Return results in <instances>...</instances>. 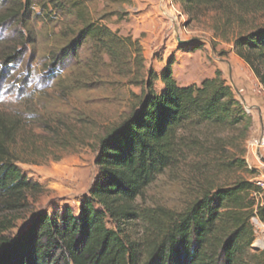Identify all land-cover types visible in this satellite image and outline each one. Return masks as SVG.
I'll use <instances>...</instances> for the list:
<instances>
[{
  "label": "trees",
  "instance_id": "obj_1",
  "mask_svg": "<svg viewBox=\"0 0 264 264\" xmlns=\"http://www.w3.org/2000/svg\"><path fill=\"white\" fill-rule=\"evenodd\" d=\"M172 1L186 14L214 9L216 32L233 33L236 54L264 88V25L257 19H264V0ZM28 3L0 0V23L18 17ZM51 3L56 13L75 22L71 43L90 44V71L115 67L141 82V91L134 95L131 113L99 139L98 173L78 212L65 205L60 213H35L14 237L6 233L13 223L6 214L27 208L29 195L40 192L41 185L17 165L9 145L14 123L0 116V264H264V250L251 248V218L264 224V197L258 198L264 193L250 179L204 186L179 211L137 203L158 175L194 149L185 132L205 124L230 129L251 124L221 72L198 85L180 86L168 65L158 77L150 73L137 81L143 59L136 40L90 19L79 0ZM157 79L164 85L159 93L153 88ZM218 164L229 173H251L242 158Z\"/></svg>",
  "mask_w": 264,
  "mask_h": 264
},
{
  "label": "rangeland",
  "instance_id": "obj_2",
  "mask_svg": "<svg viewBox=\"0 0 264 264\" xmlns=\"http://www.w3.org/2000/svg\"><path fill=\"white\" fill-rule=\"evenodd\" d=\"M27 1L18 17L0 23V116L14 123L9 145L17 165L41 190L29 195L27 208L6 214L13 219L6 231L12 237L35 213H60L65 205L78 212L98 173L99 139L131 113L141 91V82L115 67L90 71V44L71 43L75 22L51 3L67 6L70 0ZM79 1L90 19L138 42L143 70L137 81L150 73L158 77L170 65L178 85H198L219 70L251 119L248 128L205 124L185 132L194 149L158 175L137 203L179 211L204 186L238 178L250 179L264 193V88L236 54L233 33L216 32L214 9L186 14L172 0ZM153 88L159 93L164 85L157 79ZM232 158H242L251 173L217 167ZM251 223V248L264 250V224L257 216Z\"/></svg>",
  "mask_w": 264,
  "mask_h": 264
},
{
  "label": "water",
  "instance_id": "obj_3",
  "mask_svg": "<svg viewBox=\"0 0 264 264\" xmlns=\"http://www.w3.org/2000/svg\"><path fill=\"white\" fill-rule=\"evenodd\" d=\"M180 42H185V41H180Z\"/></svg>",
  "mask_w": 264,
  "mask_h": 264
},
{
  "label": "bare ground",
  "instance_id": "obj_4",
  "mask_svg": "<svg viewBox=\"0 0 264 264\" xmlns=\"http://www.w3.org/2000/svg\"><path fill=\"white\" fill-rule=\"evenodd\" d=\"M260 243V242H259Z\"/></svg>",
  "mask_w": 264,
  "mask_h": 264
}]
</instances>
